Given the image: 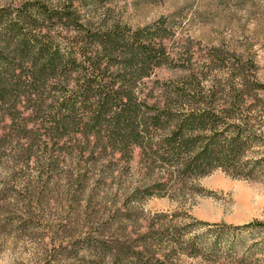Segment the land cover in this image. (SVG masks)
<instances>
[{"label":"trees","instance_id":"1","mask_svg":"<svg viewBox=\"0 0 264 264\" xmlns=\"http://www.w3.org/2000/svg\"><path fill=\"white\" fill-rule=\"evenodd\" d=\"M97 6L98 0L0 5V154L5 147L10 157L29 159L42 142L53 159L47 166L63 165L65 185L76 187L89 183L88 170L105 177L132 169L138 151L139 184L125 190L124 207L114 205L106 218L95 211L103 223L86 242L84 264H249L237 254L240 237L229 231L262 222L205 223L219 228H209V238L186 224L141 230L136 216L144 211L135 204L197 192L196 180L217 169L258 177L264 83L256 64L213 46L207 70L191 67L156 92L159 80L149 87L145 79L170 58L167 28H133ZM192 46L173 52V62L192 64Z\"/></svg>","mask_w":264,"mask_h":264},{"label":"rangeland","instance_id":"2","mask_svg":"<svg viewBox=\"0 0 264 264\" xmlns=\"http://www.w3.org/2000/svg\"><path fill=\"white\" fill-rule=\"evenodd\" d=\"M21 1L24 0H0V5ZM42 1L63 6L67 0ZM108 8L133 28H167L164 42L170 58L145 79L149 87L159 80L154 86L156 92H160L164 82L191 67L206 68L213 46L231 50L235 53L233 60L242 56L253 61L256 76L264 83V0H98V6L92 9L103 13ZM191 44L197 52L192 64L176 65L181 61L173 62V52L185 54L186 46ZM256 128L264 134V124ZM40 143L29 159L10 157L11 151L5 147L1 150L0 264H84L86 242L103 223L94 217L95 211L100 210L106 218L114 205L124 207L125 190L139 184L138 151L132 169L123 168L122 174L115 171L113 176L105 177L88 170L83 177L89 183L72 187L65 185L68 174L63 165L57 169L47 166L53 159ZM259 150L254 156L264 159V148ZM261 164L256 179L217 169L196 180L197 192L174 200L168 196L140 199L135 206L144 215L136 216L137 226L142 230L148 223L186 224L192 234L209 238L215 232L208 229L219 228L206 227L205 223L244 226L259 221L263 223L261 227L229 232L230 236L240 237L238 255L246 254L249 264H264V163ZM81 190L88 195L82 193L79 198ZM89 194L93 196L90 201ZM159 214L164 216L158 217Z\"/></svg>","mask_w":264,"mask_h":264}]
</instances>
